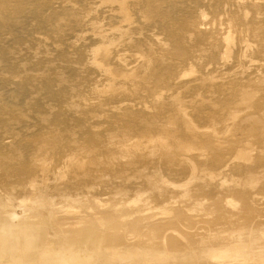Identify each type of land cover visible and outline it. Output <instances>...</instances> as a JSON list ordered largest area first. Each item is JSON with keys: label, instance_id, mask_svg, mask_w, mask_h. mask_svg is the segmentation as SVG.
Segmentation results:
<instances>
[{"label": "bare ground", "instance_id": "1", "mask_svg": "<svg viewBox=\"0 0 264 264\" xmlns=\"http://www.w3.org/2000/svg\"><path fill=\"white\" fill-rule=\"evenodd\" d=\"M58 1L0 0V208L10 211L11 220L20 221L28 219V213L32 218L36 207L56 208L52 213L55 219L63 210L73 215L66 223L68 229L70 225L87 224L89 219L102 227L113 216L126 223L128 216L146 217L147 222L139 224L154 234H149L152 238L161 236L155 234L156 227L167 219L174 222L172 226L177 223L178 228L173 227L178 230L172 233H179L182 248L193 237H206V232L209 240L212 237L220 243L223 239L216 247L210 242V246L191 242L195 253H210L213 263L208 264H264V250L259 257L247 250L253 245L247 240L254 231L260 233L258 246L264 247V225L239 224L247 214L264 218V194L246 189L250 183L243 169L235 182L224 183L234 177L232 170L237 162L251 158L256 135H264V0H82L87 3L78 9L71 8L73 0H63L59 9L52 10L51 5ZM218 11L229 16L225 28L218 20H204L207 12L214 17ZM151 27L162 30L165 38L162 34L146 37ZM155 46L166 52L156 51ZM207 65L211 70L205 69ZM236 67L242 68L241 72H233ZM223 91L231 94L223 108L205 96ZM132 99L138 102L133 104ZM253 107L258 112L242 114L245 108ZM152 114L160 118L159 122L149 119ZM109 123L112 125L102 127ZM118 125L125 127L123 133L116 131ZM231 142L239 146L231 152H219ZM222 166L228 168L227 175L224 169L218 170ZM50 176L58 179L51 187L46 184ZM88 176L92 178L87 180ZM169 177L182 180L173 182ZM123 178L134 181L126 185L120 183ZM101 186L117 189L120 196L109 200L107 206L112 209L95 211L97 208L91 206L100 201L96 190ZM177 187L180 192L171 190ZM144 197L155 204V214L143 213L140 208H117L136 207ZM206 201L208 211L203 209ZM196 206L199 210L195 212ZM216 208L228 220L223 222L231 227H223L231 228L229 231L221 232L223 227L213 225V221L211 227L204 226ZM16 209H22L21 213ZM237 223L248 229H237L239 225L232 228ZM49 232L44 228L47 248L30 258L28 264H44L48 256L55 258V264H97L102 255L108 260L121 259V254L126 261L124 254L133 258L139 252L148 257L144 261L143 256L140 264H169L162 261V256L172 254L158 248L157 253L155 239H151L153 251L138 244L133 248L137 253L126 252L129 247L125 246L104 248L100 245L105 243L103 239L100 246L94 242L95 248L90 242L79 246L76 241L58 247L48 240ZM220 233H227L226 240L220 236L219 241ZM167 234L162 235L164 241ZM147 236L144 240L140 235L145 243ZM175 246L177 250L180 247ZM193 250L186 254L194 255ZM15 251L18 258L33 253V249L21 247ZM136 255L134 263L131 256L126 263L138 264ZM9 259L13 256L6 264H12ZM199 259L195 264L204 260Z\"/></svg>", "mask_w": 264, "mask_h": 264}, {"label": "rangeland", "instance_id": "2", "mask_svg": "<svg viewBox=\"0 0 264 264\" xmlns=\"http://www.w3.org/2000/svg\"><path fill=\"white\" fill-rule=\"evenodd\" d=\"M236 1H240V0H236ZM87 2L86 1H82V0H73V7L71 6V8H73V9H78L79 8V6H83L84 4H86ZM63 4V0H60V1H58V2H56V3H53L52 5H51V8H52V10H57V9H59L60 7H61V5ZM51 12V11H50ZM210 12H207L206 14H205V17H204V20L206 21V22H208V23H212V22H214V21H216V20H218L219 22H220V24H221V27L222 28H225L226 27V21H227V18L229 17V16H227V15H225L222 11H218L217 12V14L214 16V17H212V14H209ZM219 13V14H218ZM51 15V14H50ZM48 17H49V15H47ZM152 34H158V35H161L162 34V38H165V33L162 31V30H158V28L157 27H151L150 29H148V31H146L145 32V36L146 37H151V35ZM165 34V35H164ZM135 37H137V35H135ZM155 50L156 51H159V52H161V53H165L166 52V49L165 48H162V47H159V46H155ZM194 54H197V52H195ZM202 62V61H201ZM208 67H206L205 69H208V70H211V66H209V65H207ZM207 70V71H208ZM241 70H242V68H235L234 70H233V72H241ZM243 70H246L245 68H243ZM183 96H185V95H183ZM205 96L206 97H208L209 99H213V100H215V101H217V102H219V107L220 108H223L224 107V104H223V102H225V101H227L228 99H230V97H231V94L230 93H227L226 91H223V92H216V93H208V94H205ZM186 99H190L188 96H186ZM134 102H133V104L134 103H136V102H138V99H132ZM143 102V101H142ZM256 108V107H255ZM254 107L253 108H245L243 111H242V114H251V113H255V112H258L256 109H255ZM255 117V116H254ZM149 119H151V120H153L155 123L156 122H159V120H160V118L159 117H157V116H155V115H150L149 116ZM112 121H114V119L112 120ZM112 123V122H111ZM111 123H109V124H106V125H103L102 127L104 128V127H106V126H108V125H112ZM115 128H116V131L118 132V133H123L124 131H125V127L122 125V126H120V125H118V126H115ZM245 132H247V131H245ZM255 133H259L260 131H254ZM225 134V133H224ZM222 135V134H221ZM143 141H145L144 139H143ZM237 146H239V144H234L233 142H231L229 145H227V146H224V147H222V148H219V152H224V151H228V152H231V151H233ZM172 149L173 150H175V152H178V150H177V147H175V146H173L172 147ZM251 158L250 159H246V160H244V161H240V162H237L236 163V165L234 166V168H233V170H232V172H233V175H234V177H231L230 179H227L224 183H227V184H229V183H233V182H235L236 181V177L238 176V175H240V171L243 169V171L245 172V176H246V181H248L249 183H250V185H246V189L248 190V191H252V192H254V193H257L258 195H261V194H264V135H261V137L260 136H258V134L256 135V137L253 139V145H252V150H251ZM219 169H224V173H226V175L228 174V172L227 171H225V170H227L228 168H226V167H224V166H222L221 168H218V170ZM221 172V171H220ZM223 172V171H222ZM221 172V173H222ZM250 172H253L252 174H250ZM224 173H223V175H224ZM51 178V179H50ZM50 183H48L49 181H47L46 182V184L47 185H50V187L58 180V179H56V178H52V176H50ZM88 178V179H87ZM86 179L87 180H89V178L91 179L92 178V176H88ZM54 179H56V180H54ZM233 179V180H232ZM52 180H54V181H52ZM169 180H171V181H173V182H180L181 180H182V178H177V177H169ZM232 180V181H231ZM134 181V178H131V179H129V178H127L126 180H124V178L123 179H121V181H120V183H124V184H126V185H130L132 182ZM52 184V185H51ZM251 186H254L253 188H251ZM99 188V189H98ZM97 189L98 190H96V192L94 191V193H96L97 195H99L98 196V198H99V200L100 201H98L97 202V206H95V205H93V206H91L92 208H97V210H95V211H98L99 209L100 210H104V209H106V210H108V209H112L113 208V206H107V204L109 203V200L112 198V196H120L118 193H116L117 192V189H107L105 186H101V187H98ZM215 187H214V185L212 184V189H214ZM102 189H104V192H103V190ZM106 189V190H105ZM116 190V191H115ZM171 190H174L175 192H180L181 191V189L179 188V187H177V188H171ZM102 191V192H101ZM108 192V193H106V192ZM214 191H215V189H214ZM110 192V193H109ZM130 192H127V194H128V196L129 195H131V194H129ZM106 194H110V195H106ZM17 195H19L18 193H17ZM124 196V195H123ZM261 200H264V198L263 199H261ZM208 201H206L205 203V205H204V207H203V209H204V211H208L209 209H210V207H209V203H207ZM109 207V208H108ZM120 207V208H119ZM25 208V207H24ZM44 208V209H43ZM51 208H52V210H51ZM84 208H86V207H84ZM108 208V209H107ZM114 208H116V207H114ZM117 208H119V209H123V208H126V209H128V210H131V209H134V210H136V208H140V210H142L143 211V213H146V214H155V212L157 211L156 210V208H155V204L152 202V200H150V199H147L146 197H144L138 204H137V206L135 207V206H133V205H131V206H128V207H125V206H118ZM175 208H177V206L175 207ZM43 209V210H42ZM51 211H50V210ZM54 209H56V208H54ZM53 207H48V209H47V206L46 207H36L34 210H35V213H33L32 215H33V217L32 218H30V214L28 215V214H26L27 215V217H28V219H25L24 221H20V220H17V219H15V218H13L12 220H11V216L10 215H8V213L10 212L7 208H3V209H1L0 208V256H1V258H0V264H6V261H7V259H8V257L10 258V256L12 257L13 256V259H9V261H11L12 262V264L15 262V260H20V263L19 264H26V262H27V264L29 263V261H30V258L32 259L34 256H36L39 252H40V250H42V249H45V248H47V245L45 244V241H46V238L44 237V228L49 232L50 230H53V234H52V231H50L49 232V234L51 235V237H48L49 239V241L51 242V243H58L59 245H57L58 247H60V246H67V245H69L70 244V242L72 243V242H75L76 241V243H77V245H79V246H82V245H84L85 243H89L90 242V247H92V248H95L96 246H97V244L99 243V242H101V240H102V243H104V244H100V245H102V246H104V248H106L107 246H114V247H119V246H121V248H122V246L124 247L125 246V248L126 247H129V248H126V250H124V251H126V252H128V253H132V252H134V253H137V252H139V251H136L135 249H133V248H135V246H138V244H139V247H144L146 250H148V251H153V249H152V247L153 248H155L156 246V250H157V248H158V250L160 251V252H165V254L169 251V253H172V254H170L171 256L173 255V253H176V251L178 252L177 254H174L173 256L175 257V259L173 258V260H174V262H173V260H172V258H171V256L170 255H167V257L166 256H162V261L163 262H165V263H169L170 264V262H171V264L173 263H175V264H183V263H189V264H195L196 263V261H197V259H199V258H201V259H199L200 261L202 260V259H204L205 260V258L208 256V255H210V253L209 252H207V251H205V252H203V250H202V252H196V253H199V254H197V255H200V257L198 258L197 257V255H196V259L195 258H193L194 256H195V251H196V248H194L195 246H197L198 244L197 243H199L200 242V245L202 244V245H204L202 242H205V245L206 246H210V243H211V245H212V247H214L215 245L217 246V245H220V244H222V242H223V239H221V241H220V236H221V238L223 237L224 238V240H226V238L224 237L225 236V234L227 235V233H225V234H223V236H222V234L221 235H219V238H218V236H217V238L219 239V241H220V243L219 242H217L214 238H212L211 237V239L209 240V235H206L207 234V232H206V234H205V236L206 237H204V234H203V236H200V237H203V238H200L199 236H197V237H199L198 239L197 238H195V237H193V238H191L190 239V241L191 240H193V241H191V242H195L194 244H195V246H193L194 244L192 243V246H193V248H192V246H190L191 245V242H189V243H187V245H186V247L187 246H190V247H188V248H186L187 249V251H186V249L183 247L182 248V246H181V241L182 240H180L179 238V236H178V234L179 233H176V232H174L175 234H173L172 232H173V230L175 229V231H176V229L178 228V225H176L177 223L175 222V225H173L174 227H177V228H174L173 226H172V223L174 224V222H172V221H170V220H168V221H170V222H168L167 221V219L165 220V221H167V224H166V222L164 223H161V227L158 225V228L156 227V231L157 232H155V234L157 233L158 235L159 234H161V236L164 234H167V237L165 238V241H164V239H163V236H162V238H161V236H159L158 238L156 237V238H152V235H153V237H155L154 236V234H152L151 232H149V231H147V230H145V228L144 229H142L141 227L147 222V219H146V217H144V218H142V217H133V216H128V218H132V220L131 219H129V220H125V221H127V223L128 224H130V226L126 223V222H123V218H118V216H113L111 219H112V221H111V219H109V220H106V222H103V223H105L102 227H99V226H96L97 225V223L95 222V224L93 225V223H94V221L93 220H87L86 221V223L87 224H85V223H81L82 224V226H81V228H80V226H78V225H76V226H73V225H70V229H68V227H69V225L68 224H66L69 220H71L72 219V213H67V212H65V211H61V212H58L57 213V218L55 219L54 218V216L52 215V213H53ZM228 209H232L231 207H228ZM17 210V209H16ZM199 210V207L198 206H196V207H194V211L196 212V211H198ZM218 210H219V208H216V209H213L212 210V217H210V219L209 220H206V221H208V222H206L205 221V224H204V226H206V228H209V227H211V224H212V221H213V225H217V226H219V228H222L223 226H228V228L229 227H231L230 225H226V223H228V220H227V222H226V218H224V216L222 215V214H220V213H218ZM2 211H4V213H6V214H3V212ZM21 211H22V209H18L17 210V212L18 213H21ZM38 212V215H37V217H36V215L35 214H37V212ZM48 211V212H47ZM85 211H87L86 209H85ZM85 211H84V213H85ZM34 212V211H33ZM46 212H47V214H46ZM50 212V213H49ZM89 213H90V210L88 211ZM40 214V215H39ZM41 215H42V217H41ZM248 216H245V218L243 219V220H241V222H239V224H241V223H244V224H247V223H249V222H251L252 224V227H255L257 224L258 225H264V220H260V219H264V218H261V217H259V216H254V215H252L251 216V214H247ZM4 216V217H3ZM38 216H40V218H42V219H40V218H38ZM48 216H52V217H49L51 220H49V218H48ZM219 216H223V218H221L220 219V217ZM46 218V219H44V218ZM115 217V218H114ZM3 218V219H2ZM219 218V219H218ZM259 218V219H258ZM2 219V220H1ZM31 219V220H30ZM33 219V220H32ZM34 219H36V220H34ZM41 220L40 221V223H39V220ZM54 219V221H52ZM142 219L143 220H145V221H142ZM223 219V220H222ZM258 219V220H257ZM12 221V223H13V225H11L12 223H11V221ZM26 220H29V221H26ZM37 220H38V222H37ZM42 220H44L43 221V223H42ZM46 220H48V221H46ZM180 220H181V218H180ZM253 220H257V221H253ZM260 220V221H259ZM20 221V222H19ZM89 221H91V222H89ZM119 221H122V224L119 222ZM130 221H132V222H130ZM219 221V222H218ZM220 221H222V222H220ZM223 221H225V222H223ZM8 222H9V224H8ZM18 222V223H17ZM24 222V223H23ZM119 222V223H118ZM139 222H143V223H141V224H139ZM210 222H211V224H210ZM218 222V224H216ZM11 223V224H10ZM22 223V224H21ZM102 223V224H103ZM112 223V224H111ZM118 223V224H117ZM170 223V224H169ZM187 223H189L190 225L192 224L191 222H188L187 221ZM209 223V224H208ZM222 223H225L224 225H222L221 226V224ZM25 224V225H24ZM42 224H44L45 226L43 227L42 226ZM65 224V225H64ZM89 224V225H88ZM127 224V225H126ZM140 225V227L138 226H136V225ZM238 223H237V225H233V227L232 228H234V229H236V226H238L239 225ZM20 225H23V226H21L20 227ZM28 225V226H27ZM86 225V226H85ZM132 225V226H131ZM256 226V227H259V226ZM30 226V227H29ZM34 226V227H33ZM35 226H37V227H35ZM52 226H54L53 228L54 229H52ZM56 226V227H55ZM86 228H85V227ZM107 227V228H105V227ZM125 226H126V228H125ZM240 226V225H239ZM238 226V227H239ZM2 227V228H1ZM24 227V228H23ZM33 227V228H32ZM41 227L43 228V231L41 230ZM57 227H62V228H60V230H58V229H56ZM74 227V228H73ZM88 227V228H87ZM99 227V228H98ZM120 227V228H119ZM127 227H128V230H127ZM131 227V228H130ZM160 227V228H159ZM170 227H172V229L170 228ZM213 227V226H212ZM237 227V229H244V228H246V229H248L247 227H245L244 226V228H243V226L240 228H238ZM32 228V229H31ZM76 228V229H75ZM78 228V229H77ZM92 228V229H91ZM100 228H102L103 229V231L105 230V231H107V232H103ZM105 228V229H104ZM112 228H113V230H112ZM122 228H123V230H122ZM137 228V229H136ZM142 229V231H141V229ZM171 229L170 231H171V233H170V231H168L167 232V229ZM181 227H179V230H180V232H181V229H180ZM227 228V227H226ZM224 229V227L221 229V232L223 231H225V232H227L226 230H228V229ZM38 229V230H37ZM62 229H64V230H62ZM80 229V230H79ZM109 231H108V230ZM121 229V230H120ZM136 229V230H135ZM231 229V228H230ZM229 229V230H230ZM13 230V231H12ZM35 230V231H34ZM41 230V231H40ZM56 230V231H55ZM66 230H68V232L66 231ZM69 230H72V231H69ZM83 230V231H82ZM87 230V231H86ZM118 230H119V232H118ZM159 230V231H158ZM178 230V229H177ZM228 230V231H229ZM57 232V233H55V232ZM60 231V233H59V235H58V232ZM65 231V232H64ZM90 231V232H89ZM93 231V232H92ZM101 231V232H100ZM111 231H114L113 233V235H112V232ZM120 231L122 232V231H124L127 235L128 234H130L129 236L131 237V238H127L126 236L127 235H125V233L124 232H122V233H124V234H120ZM133 231H135V232H133ZM137 231V232H136ZM163 231H164V233H163ZM39 232V233H38ZM63 232V233H62ZM78 232V233H77ZM94 232H96L97 234H98V232L100 233L99 235L100 236H98L96 233H94ZM111 232V233H110ZM135 233V234H133V233ZM147 232H148V234H147ZM165 232H167V233H165ZM177 232H179V231H177ZM188 232H189V230H188ZM9 233V234H8ZM40 233H41V235H40ZM66 233V234H65ZM81 233V234H80ZM93 233V234H92ZM119 233V234H118ZM139 233V234H138ZM152 234V235H149V234ZM194 233V232H193ZM202 233H205L204 231L202 232ZM7 234V235H6ZM31 234H33V235H31ZM64 236H62V235ZM69 234H70V236H69ZM82 234H83V237H82ZM115 234H116V236H115ZM131 234H133V235H131ZM148 235L147 237L148 238H150V239H148V238H146V243L144 242V237L146 236V235ZM172 234V235H171ZM176 234H177V236H176ZM55 235V236H54ZM57 235V236H56ZM69 236V238L67 239V238H65L66 236ZM77 235V236H76ZM78 235H80V236H78ZM88 235V236H87ZM103 235V236H102ZM120 235V236H119ZM123 237H122V236ZM136 235L139 237V239H138V237H136ZM140 235L141 236H143L142 238L144 239H142L141 237H140ZM193 235V234H192ZM31 236H33V237H31ZM35 236V237H34ZM37 236V237H36ZM40 236H42V238L40 237ZM72 236H74L76 239H74V237H72ZM86 236V237H85ZM96 236H98V237H96ZM102 236V237H101ZM151 236V237H150ZM176 236V237H175ZM252 237H250L249 238V240H247V238H245V240H247V242L248 243H251V244H253L251 247L249 246V247H247V250L248 251H250L251 253H252V255L254 256V257H259L260 256V253H261V251L262 250H264V247L263 246H260V247H263V249L262 248H260L258 245H260L261 244V240H259V238H260V233L258 232V231H254L253 233H252V235H251ZM11 237V239H9L8 240V238H10ZM28 237H30V238H28ZM44 237V238H43ZM60 237V238H59ZM80 237V238H79ZM94 237V238H93ZM96 237V238H95ZM179 237V238H178ZM34 238V239H33ZM51 238V239H50ZM56 240H54V239ZM61 238H64V240L62 239L61 240ZM79 238V239H78ZM87 238V239H86ZM101 238V239H100ZM121 238V239H120ZM124 238V239H123ZM125 238H127V239H125ZM133 238L134 239H138V241H139V243L137 242V239L136 240H134V241H132L133 240ZM207 238V239H206ZM216 238V239H217ZM252 238V239H251ZM30 239V241H28ZM43 239V240H42ZM65 239H66V242H65ZM72 239V240H71ZM84 239H86V240H84ZM96 239H97V241H96ZM100 239V240H99ZM141 239L143 240V241H141ZM151 239H155V240H153L154 242H155V247H154V245H152L154 242L151 240ZM159 239V240H158ZM162 239H163V241H162ZM215 241H214V240ZM217 239V240H218ZM24 240V241H23ZM27 240V241H26ZM33 240H36L37 242H34ZM77 240H79V242L77 241ZM84 240V241H83ZM90 240V241H89ZM95 240V241H94ZM124 240V241H123ZM128 240V241H127ZM149 240V241H148ZM156 240H158V241H156ZM161 240V241H160ZM204 240V241H203ZM206 240L208 241L207 243H206ZM7 241V242H6ZM63 241V242H62ZM68 241V242H67ZM82 241H83V243H82ZM87 241V242H86ZM91 241H93V242H91ZM125 241H127V242H125ZM129 241H132V245H130L131 244V242H129ZM141 241V242H140ZM152 241V242H151ZM180 241V242H179ZM212 241V242H211ZM257 241L260 243H257ZM44 242V243H43ZM81 242V243H80ZM94 242H97V244H95L94 245ZM112 242V243H111ZM129 242V243H128ZM133 242H135V243H133ZM137 242V243H136ZM149 242H151L150 243V247H151V249H150V247H149ZM210 242V243H209ZM33 243H34V245H33ZM36 243V244H35ZM38 243V244H37ZM41 243V244H40ZM68 243V244H67ZM92 243H93V245H92ZM116 243H118L117 245H116ZM141 243H143V244H141ZM160 243H161V245H160ZM163 243H165V245L163 244ZM177 243H180V245L179 244H177ZM182 243H185V241H183ZM215 243V244H214ZM218 243V244H217ZM32 244V245H31ZM98 244V246H100ZM114 244V245H113ZM148 244V245H147ZM174 244L175 245H177V246H180L179 248H178V250L176 249V246L174 247ZM189 244V245H188ZM197 244V245H196ZM209 244V245H208ZM257 244V245H256ZM31 245V246H30ZM92 245V246H91ZM129 245V246H128ZM147 245V246H146ZM159 245V246H158ZM173 245V246H172ZM185 245V244H184ZM204 245V246H205ZM38 246V247H37ZM95 246V247H94ZM131 246V247H130ZM133 246V247H132ZM147 248H146V247ZM165 246V247H164ZM215 246V247H216ZM256 246H258V247H256ZM26 248V249H33V253L32 252H30V253H27V254H20V258H18V256L19 255H17L16 254V251H15V249L16 248ZM149 247V248H148ZM255 247H256V249H255ZM160 248V249H159ZM165 248V249H164ZM194 251V255H192V253H188L189 254V256H190V254H191V257L193 258V259H195V260H193V259H191V257H186V256H184V255H187L188 256V254H186L187 252H189V250H191V249ZM249 248H251V249H249ZM186 251H184V250ZM254 249V250H253ZM260 249V250H259ZM135 250V251H134ZM156 250H154V252L156 251ZM157 250V251H158ZM170 250H176L175 252L174 251H170ZM180 250V251H179ZM183 250V251H182ZM156 251V252H157ZM159 251L157 252V253H159ZM192 251V252H193ZM153 252V253H154ZM155 252V253H156ZM185 252V253H184ZM260 252V253H259ZM105 254H108V252H104ZM152 252H151V254H152V256H157L158 254H153ZM182 253H184V255L182 254ZM201 253V254H200ZM203 253L205 254V255H203ZM9 254H11V255H9ZM141 253L139 252V253H137V255H139V258L138 259H140L139 261H137V263L138 264H140L141 262H144V261H146L145 259H148V257L146 256V258H145V256H144V261H143V259H141L143 256H141L140 255ZM142 254H144V253H142ZM22 255H23V257H22ZM28 255V256H27ZM31 255V256H30ZM125 255V256H124ZM123 256L126 258L127 257V259H126V261H130V259L132 258V256L131 255H127V254H124ZM135 255L136 254H134V257H135ZM136 255V256H137ZM178 255L180 256L179 257V259L177 258L178 257ZM182 255V256H181ZM201 255H203V256H201ZM207 255V256H206ZM213 255V254H212ZM259 255V256H258ZM4 256L6 257V258H4ZM121 256V259H118V258H116V259H112V258H109L108 260H107V257L108 256H99L100 258L98 259V261H97V264H119V263H124V264H129L130 262H127L126 263V261H124V260H122V254L120 255ZM130 256H131V258H130ZM177 256V257H176ZM183 256H184V258H185V262H183L184 261V258H183ZM211 256V255H210ZM209 256V258L207 257L206 258V260L204 261V260H202V262H197L198 264H204L206 261H207V263L206 264H208V262H212V260H211V258H212V256L210 257ZM3 257V258H2ZM25 257V258H24ZM105 257V258H104ZM133 257V258H134ZM164 257H166V258H164ZM169 257V258H168ZM183 259H182V258ZM213 257H214V255H213ZM18 258V259H17ZM51 257L50 256H48L46 259H45V263L44 264H55V262H56V260H55V258H53L52 257V259L55 261H53V260H51L50 259ZM95 258V259H94ZM93 258V262H95L97 259H96V257H94ZM130 258V259H129ZM133 258L131 259V261L133 260ZM186 258L187 259H189V260H186ZM1 259H2V261H1ZM23 259V260H22ZM47 259H48V262H47ZM107 261H106V260ZM135 259H137V258H135ZM169 259V260H168ZM177 259L179 260L178 262H177ZM191 259V260H190ZM211 260V261H208V260ZM262 259H263V261H264V256H262ZM14 261V262H13ZM25 263H24V262ZM134 261V260H133ZM132 261V262H133ZM168 261V262H167ZM189 261V262H188ZM193 261H195V262H193ZM5 262V263H4ZM19 261H16L15 262V264H17ZM49 262H51V263H49ZM140 262V263H139ZM177 262V263H176ZM193 262V263H192ZM57 263V262H56ZM134 263V262H133ZM133 263H131V264H133ZM135 263H136V261H135ZM209 263V264H210ZM213 263V262H212ZM10 264V263H9Z\"/></svg>", "mask_w": 264, "mask_h": 264}]
</instances>
